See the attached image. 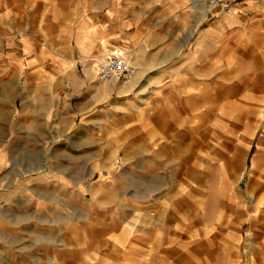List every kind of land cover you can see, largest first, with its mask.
Instances as JSON below:
<instances>
[{
    "label": "crops",
    "instance_id": "0c3cea01",
    "mask_svg": "<svg viewBox=\"0 0 264 264\" xmlns=\"http://www.w3.org/2000/svg\"><path fill=\"white\" fill-rule=\"evenodd\" d=\"M234 7L235 11L221 14L203 0H49L54 36L44 47L29 36L23 37L19 29L23 27V0H0V10L13 8L9 28L15 37L7 44L14 63L23 68L26 58L33 75L55 81L51 86H34L45 91L40 95L42 101L53 97L46 112L52 107L61 139L71 133L77 116L101 103L120 107L128 102L137 107L130 112L150 143L169 138L165 124L178 122L171 121L169 115L180 116L184 110L191 115L192 128L182 133L196 144L191 153L197 155L195 166H243L246 171L243 159L235 164L219 161L221 153L227 154L228 161L229 149L221 147V133L215 125L222 112L229 120L235 115L249 117L245 134H239L245 139L241 149L251 150L249 175L242 189L237 184L243 168L240 178L223 183L224 187L215 179L211 185L219 191L210 195L205 194L203 182L183 194L181 183L167 192V184L157 186L153 179L148 186L151 190H147L146 213L138 208L121 228L99 230L100 244L84 246L89 254L85 264H264V128L259 131L264 115V0H238ZM211 14L212 22L204 26ZM221 26L227 28L225 35L219 32ZM156 27L164 28L163 35ZM111 48L122 49L132 64L140 65L131 83L100 77L93 61ZM243 51L250 53L242 55ZM47 60L55 69L47 67ZM144 72L154 75L152 85L160 92L158 99H124L138 86ZM239 74L244 78L245 99L238 109L235 99H225L226 109L221 110V86L236 83L234 76ZM221 76L228 82H221ZM256 86L258 93L252 91ZM156 107L159 111L164 108L159 114L164 118L158 117L157 123ZM106 108L105 114H110L112 109ZM161 122L162 128H158ZM147 161L151 164L150 157ZM63 183L68 188L72 185L68 180ZM188 204L194 222L188 221ZM91 232L86 236L92 237ZM42 250L51 254L43 263L53 264L60 248L49 245ZM70 250L73 248L68 246Z\"/></svg>",
    "mask_w": 264,
    "mask_h": 264
},
{
    "label": "rangeland",
    "instance_id": "374dc122",
    "mask_svg": "<svg viewBox=\"0 0 264 264\" xmlns=\"http://www.w3.org/2000/svg\"><path fill=\"white\" fill-rule=\"evenodd\" d=\"M237 1L229 0L234 9L228 11L221 3L205 0L221 14L235 11L234 3ZM48 7L49 0H23V27L19 28L23 37L29 36L33 42H39L44 47L51 44L54 36ZM12 12L13 8L0 10V264H44L45 257L51 254L42 249L49 245L60 248L54 255L53 264H85L88 253L84 252V246L100 244L99 230L121 228L125 219H131L134 210L146 213L144 207L151 190L148 186L153 179L157 186L167 184L170 187L167 192L181 183L183 194H187L198 184L203 185L205 194L210 195L219 191L211 185L215 179L224 187L223 183L240 178L238 173L243 166H195L197 155L191 153L196 144H192L193 139H187L182 133L192 128L191 115L184 110L180 116L169 113L171 121H178L175 124L163 122L169 138L150 143L143 127L137 124L135 115L130 112L137 107L129 106L128 102L120 107L115 103H106L109 104L106 107H114L110 114H105L106 104L101 103L91 112L77 116L71 133L61 139L57 135L60 129L53 120L52 107L49 113L46 112L47 106L53 105V97L42 101L40 95L45 91H39L34 86L37 83L51 86L55 81L33 75L26 58L23 68L18 67L8 52L7 40L15 37L9 28ZM213 18L211 14L204 26L209 25ZM218 29L220 34H226L225 26ZM156 31L163 35L164 28L156 27ZM200 32L201 28L197 33ZM58 44V47L63 46V43ZM145 45L148 44L145 42ZM112 49L115 48L108 51ZM241 53L249 55L250 52ZM103 60L104 57L94 60L95 67L100 69ZM46 65L51 70L55 69L49 60ZM133 65L131 76L126 80L119 79L121 83L129 84L137 75L141 67L136 61ZM234 77L236 83L221 86V110L226 109L223 105L225 99H235L236 109L245 99L244 78L240 74ZM153 79L152 72L142 73L140 81L136 82L138 86L123 98L144 102L158 99L160 92L156 91L157 86L153 87ZM98 80L102 79L99 77ZM220 80L228 82L227 77L221 76ZM150 82V87H145ZM252 91L258 93L260 88L253 87ZM136 100L133 101L138 105ZM159 109L155 108L156 123L158 117L164 118V114L159 116L164 108ZM248 118L235 115L229 120L228 115L222 112L219 123L215 125L221 133V147L229 149L228 161H225L227 154L224 153H221L219 161L235 164L243 159L247 166L238 180V189L246 184L251 165V150L241 149L245 140L241 136L245 134ZM227 120L230 122L227 123ZM156 126L162 128V122ZM199 128L207 129L206 126ZM263 128L264 115L259 131ZM149 157L151 164L147 161ZM67 180L72 183L70 188L63 183ZM82 184L86 187L84 191H80ZM191 208L189 204L186 206L188 221L194 222ZM90 231L93 235L87 237ZM68 246L73 250L68 252ZM23 250L26 253L23 254Z\"/></svg>",
    "mask_w": 264,
    "mask_h": 264
},
{
    "label": "built area",
    "instance_id": "2783aa9c",
    "mask_svg": "<svg viewBox=\"0 0 264 264\" xmlns=\"http://www.w3.org/2000/svg\"><path fill=\"white\" fill-rule=\"evenodd\" d=\"M214 4L221 3L228 11L234 9L229 0H211ZM134 71V65L126 58L122 49L107 51L100 66V77L104 80L123 79L126 80Z\"/></svg>",
    "mask_w": 264,
    "mask_h": 264
},
{
    "label": "bare ground",
    "instance_id": "6f19581e",
    "mask_svg": "<svg viewBox=\"0 0 264 264\" xmlns=\"http://www.w3.org/2000/svg\"><path fill=\"white\" fill-rule=\"evenodd\" d=\"M203 2L205 3V0H203Z\"/></svg>",
    "mask_w": 264,
    "mask_h": 264
}]
</instances>
